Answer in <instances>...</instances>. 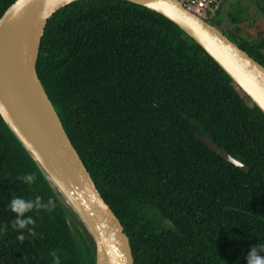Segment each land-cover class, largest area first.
I'll list each match as a JSON object with an SVG mask.
<instances>
[{"label":"trees","instance_id":"1","mask_svg":"<svg viewBox=\"0 0 264 264\" xmlns=\"http://www.w3.org/2000/svg\"><path fill=\"white\" fill-rule=\"evenodd\" d=\"M11 2L0 0V15ZM46 22L37 75L134 264H247L264 245L263 113L191 37L141 6L77 0ZM226 35L264 67V34ZM205 133L248 171L195 136ZM37 196L55 208L26 213L36 235L13 229L10 201ZM52 252L59 264H96L91 236L0 116V264H56Z\"/></svg>","mask_w":264,"mask_h":264},{"label":"water","instance_id":"2","mask_svg":"<svg viewBox=\"0 0 264 264\" xmlns=\"http://www.w3.org/2000/svg\"><path fill=\"white\" fill-rule=\"evenodd\" d=\"M13 0L0 15V116L38 165L59 201L80 221L96 264H134L127 236L103 202L36 72L47 19L77 0ZM175 23L225 71L264 115V67L177 0H123ZM215 154L247 172L208 133L195 134Z\"/></svg>","mask_w":264,"mask_h":264},{"label":"rangeland","instance_id":"3","mask_svg":"<svg viewBox=\"0 0 264 264\" xmlns=\"http://www.w3.org/2000/svg\"><path fill=\"white\" fill-rule=\"evenodd\" d=\"M216 15L221 30L239 39L264 34V0H221Z\"/></svg>","mask_w":264,"mask_h":264},{"label":"clouds","instance_id":"4","mask_svg":"<svg viewBox=\"0 0 264 264\" xmlns=\"http://www.w3.org/2000/svg\"><path fill=\"white\" fill-rule=\"evenodd\" d=\"M26 185H31L35 182L36 176L34 174H26L20 177ZM9 208L15 214V218L12 221V228L18 230L27 229V234L35 236L34 228H30L29 225H34L35 220L30 215H26L33 211L34 209L39 212L41 209L52 211L55 208V203L52 199H49L47 203L42 202V198L37 196L35 200H25L20 197H15L10 201ZM3 231H7V225L4 226ZM23 233V232H21ZM19 234L17 239L23 243L27 238L26 235ZM264 245L252 246L249 252L246 255L247 264H264ZM51 255L54 257L56 264H59V257L56 256L55 252H52Z\"/></svg>","mask_w":264,"mask_h":264},{"label":"built area","instance_id":"5","mask_svg":"<svg viewBox=\"0 0 264 264\" xmlns=\"http://www.w3.org/2000/svg\"><path fill=\"white\" fill-rule=\"evenodd\" d=\"M180 5L210 23L216 19L221 0H177Z\"/></svg>","mask_w":264,"mask_h":264},{"label":"bare ground","instance_id":"6","mask_svg":"<svg viewBox=\"0 0 264 264\" xmlns=\"http://www.w3.org/2000/svg\"><path fill=\"white\" fill-rule=\"evenodd\" d=\"M63 1H66V0H58L55 5H57V4H59V3L63 2Z\"/></svg>","mask_w":264,"mask_h":264}]
</instances>
